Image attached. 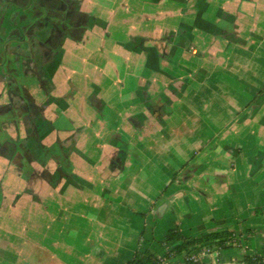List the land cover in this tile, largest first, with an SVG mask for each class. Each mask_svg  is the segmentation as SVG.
Segmentation results:
<instances>
[{
    "label": "crops",
    "instance_id": "0c3cea01",
    "mask_svg": "<svg viewBox=\"0 0 264 264\" xmlns=\"http://www.w3.org/2000/svg\"><path fill=\"white\" fill-rule=\"evenodd\" d=\"M75 1L90 27L59 60L7 39L39 64L22 86L71 172L29 181L0 150V264H129L163 257L150 247L176 228L228 231L250 256L243 242L264 240V0Z\"/></svg>",
    "mask_w": 264,
    "mask_h": 264
},
{
    "label": "flooded vegetation",
    "instance_id": "af4514ba",
    "mask_svg": "<svg viewBox=\"0 0 264 264\" xmlns=\"http://www.w3.org/2000/svg\"><path fill=\"white\" fill-rule=\"evenodd\" d=\"M7 1L8 0H0V3ZM10 1L13 4L15 3L16 7L10 6L9 3H3L0 7V12H15V24L10 22V26L4 25V28L0 27V35L4 40L15 36L22 42H31L33 48L36 46V48H39V52L44 54L42 59L59 60L63 53V46L66 39H77L82 37L85 31L90 27L88 17L80 12L79 3L75 0L72 2L69 0L71 5L70 10H66L65 4L60 0ZM24 13L27 15L25 16ZM2 22L3 19L0 18V26ZM35 49H33V51L38 52V50ZM31 59L32 64L28 67H24L22 65L23 61H19L18 59L17 63L23 66L19 71V77H16L15 73H13V76L11 72H7V68L5 71H1V75L3 76L0 77L3 84H5V88L0 94V105H2L0 106V115L1 118L4 117L2 121L5 122H3L4 125L0 127V129L5 132L6 136L10 137L7 146L4 147L1 152L3 153V151H5V155H9L15 162L19 161L20 163L30 157L29 151L32 148V138L36 139L37 146H35V148L38 149L39 146H42V142L45 138L49 136V134L46 135V132L36 125V121H38L39 118L44 119L42 112L43 107H38L29 103L27 92L22 86L24 79L31 78L34 81L41 75L38 70V62L34 57H31ZM11 71H13V69ZM10 74H12V77H10ZM4 98L6 99L4 100ZM3 100L5 102H3ZM51 125L54 130V124L51 123ZM24 129L29 130L26 142H18V140H15L10 134L11 131L15 130V133L17 132L20 135L21 131ZM57 146L58 143L53 145L52 148H57ZM39 165L45 167L42 164ZM57 171L55 176L59 173L61 174L59 169Z\"/></svg>",
    "mask_w": 264,
    "mask_h": 264
},
{
    "label": "trees",
    "instance_id": "16d2710c",
    "mask_svg": "<svg viewBox=\"0 0 264 264\" xmlns=\"http://www.w3.org/2000/svg\"><path fill=\"white\" fill-rule=\"evenodd\" d=\"M36 125L38 126V128H41V130L43 129L46 132V135L52 131L51 123L42 118H39L38 121H36ZM35 140L36 139L32 138V148L29 151L31 156L30 159H26L28 160V162H35L46 166V164L50 160L56 159L60 163L64 162L63 164L67 165L65 166V168L62 167L61 169H59L61 171V174L59 173L57 176H55L56 174H46V178L49 184L53 186L55 182L62 176H66L68 174L70 176L71 168L69 159L65 158L64 155H60L56 148L42 147L39 146V144L38 149L35 148V146H37ZM25 178L28 179L27 176H25ZM231 236L232 234L230 232L222 231L210 233L199 238H185L177 228L172 229L169 231L165 242L162 243L163 245H165L166 248V254L163 257H159L158 255L150 253L148 251L144 253H136L134 258L129 262V264H170L172 257H178L179 255H184V260L183 262H181V264H214L213 262L192 263L188 262L186 259L187 257H190L192 255L199 254L202 250H208L210 253H216L220 250H226L231 248ZM241 263L264 264V255L248 256Z\"/></svg>",
    "mask_w": 264,
    "mask_h": 264
},
{
    "label": "rangeland",
    "instance_id": "374dc122",
    "mask_svg": "<svg viewBox=\"0 0 264 264\" xmlns=\"http://www.w3.org/2000/svg\"><path fill=\"white\" fill-rule=\"evenodd\" d=\"M30 30V29H29ZM31 46V45H30ZM2 56V54L0 53V57ZM18 59H19V57H18V55L16 54V55H13V53L9 56V58L7 59V63H6V68H7V72H11L12 74L13 73H15L16 74V77H19L18 76V74L20 73L19 71H20V69L24 66V67H28L29 65H25L24 64V62H23V66L22 65H20V63H17L18 62ZM22 63V62H21ZM13 69V71H11ZM12 74H10L11 76L10 77H12ZM13 76H14V74H13ZM24 82H26V83H33L34 81L30 78H28V79H24ZM0 106H2V105H0ZM6 120V119H5ZM9 140H10V137H8V136H6V134L3 136V137H1V139H0V150H3V148L4 147H6L7 146V144H8V142H9ZM6 150V149H5ZM3 153L5 154V151H3ZM18 160V159H17ZM25 162H26V165H25ZM25 162H22V163H20L19 161L18 162H15V163H17V164H19V166H18V170H19V173H22L23 174V172H25V170H26V174H25V176H27L28 177V179H29V181L30 180H32V178H33V180H35V179H37V178H40V176H43V177H45L46 176V172L45 171H40L39 169H37L36 168V166L35 165H33L34 164V162L32 163H30V165L29 164H27V160H25ZM25 166H26V168H25ZM28 171V172H27ZM42 172V173H41ZM26 179V178H25ZM27 180V179H26ZM35 187H36V185H34ZM33 188L35 191H37V189H39V187H40V185L38 184V187L37 188ZM5 222V221H4ZM1 223H3V222H1ZM159 240V239H158ZM153 251H155V252H157L158 254H161L162 256H164L165 254H166V248H162L161 247V244H159L158 245V243H153L152 244V247H150ZM243 250L244 251H248V252H251L252 254H250V256H253V253H254V251L256 250L258 253H260V254H264V240H262V238H260V237H256V239L255 240H253V241H251L250 243H249V245L247 246V243H245V241L243 242ZM219 252H221L222 253V256H221V260H224V261H230V260H238V261H244L245 259H246V257H242V256H237L239 253V251L238 250H236V249H231V248H229V249H226V250H222V251H219ZM177 259L180 261V262H183V260H184V255H179L178 257H177ZM207 261V263H209V260L207 259L206 260ZM210 262H211V260H210ZM217 263V262H216ZM215 264V263H214Z\"/></svg>",
    "mask_w": 264,
    "mask_h": 264
},
{
    "label": "water",
    "instance_id": "95a60500",
    "mask_svg": "<svg viewBox=\"0 0 264 264\" xmlns=\"http://www.w3.org/2000/svg\"><path fill=\"white\" fill-rule=\"evenodd\" d=\"M62 3L65 4L66 6V10H70L71 8V5H70V1L69 0H60ZM13 13H2L0 12V18L3 19V22L1 23V28H4V19H9V20H13L11 23L12 24H15V20H14V17L12 15ZM5 17V18H4ZM8 20V21H9ZM10 23V22H9ZM10 23V24H11ZM0 53L2 54V56L0 57V63L2 64L3 68H5L4 66L6 65L7 63V59L9 58V56L13 53L14 49L15 48H22L21 45L17 44V46L13 45V44H10L7 40H4L2 38V36L0 35ZM32 45V44H31ZM3 118H1V115H0V127H2L4 124L3 122L5 121H2ZM7 122V121H6ZM5 135V132L4 131H1L0 129V139L1 137H3ZM1 144V143H0ZM23 162H25V160H23ZM27 164H30V161L28 162L27 160ZM25 165H26V162H25ZM29 180V179H28ZM215 264H245V263H236V262H220V263H215Z\"/></svg>",
    "mask_w": 264,
    "mask_h": 264
},
{
    "label": "built area",
    "instance_id": "2783aa9c",
    "mask_svg": "<svg viewBox=\"0 0 264 264\" xmlns=\"http://www.w3.org/2000/svg\"><path fill=\"white\" fill-rule=\"evenodd\" d=\"M207 259L209 261L212 259L217 261V260H219V253H216V256H214L208 250H202L199 254H195V255H192L190 257H187L186 260L188 262H192V263H207V261H206ZM170 264H181V262L177 259V257H172Z\"/></svg>",
    "mask_w": 264,
    "mask_h": 264
}]
</instances>
